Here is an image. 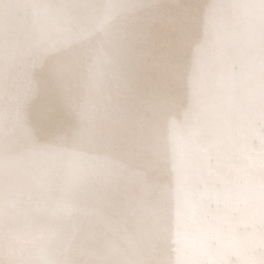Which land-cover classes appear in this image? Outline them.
<instances>
[{"label":"bare ground","instance_id":"obj_1","mask_svg":"<svg viewBox=\"0 0 264 264\" xmlns=\"http://www.w3.org/2000/svg\"><path fill=\"white\" fill-rule=\"evenodd\" d=\"M0 264H264V0H0Z\"/></svg>","mask_w":264,"mask_h":264}]
</instances>
